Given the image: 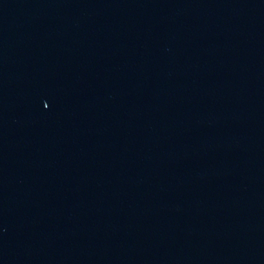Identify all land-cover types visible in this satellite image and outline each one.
<instances>
[{
	"label": "water",
	"instance_id": "obj_1",
	"mask_svg": "<svg viewBox=\"0 0 264 264\" xmlns=\"http://www.w3.org/2000/svg\"><path fill=\"white\" fill-rule=\"evenodd\" d=\"M0 264H264V0H0Z\"/></svg>",
	"mask_w": 264,
	"mask_h": 264
}]
</instances>
